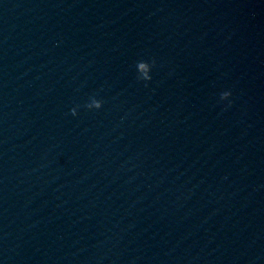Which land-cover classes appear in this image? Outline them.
<instances>
[{
    "label": "clouds",
    "instance_id": "clouds-1",
    "mask_svg": "<svg viewBox=\"0 0 264 264\" xmlns=\"http://www.w3.org/2000/svg\"><path fill=\"white\" fill-rule=\"evenodd\" d=\"M155 65V61H145L141 60L136 63V72H137V79L142 80V81H151L152 79V69ZM231 96L230 91H224L220 94V99L223 100H228V98ZM103 106V101L96 99L95 97H92L90 102L85 105V107L89 110L96 109L99 110ZM70 113L72 116H77V108H72L70 110Z\"/></svg>",
    "mask_w": 264,
    "mask_h": 264
}]
</instances>
